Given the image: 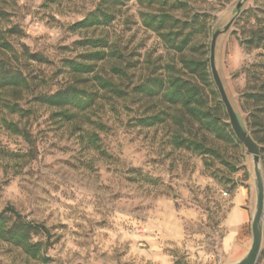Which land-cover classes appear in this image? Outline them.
I'll return each mask as SVG.
<instances>
[{
    "label": "rangeland",
    "instance_id": "rangeland-1",
    "mask_svg": "<svg viewBox=\"0 0 264 264\" xmlns=\"http://www.w3.org/2000/svg\"><path fill=\"white\" fill-rule=\"evenodd\" d=\"M240 1L0 0V29L14 28L4 34L9 44L0 42V59L28 81L0 89V149L31 148L4 120L27 128L35 149L34 157L0 152V211L12 206L49 231L32 236L43 243L38 258L0 237L1 264H220L247 253L251 219L233 243L227 234L244 211L253 213V163L228 134L210 63L213 33L232 21L218 37L216 67L243 126L264 137V48L246 43L264 38V0H245L239 10ZM99 6L113 14L110 22L74 27ZM164 11L192 25L183 51L144 23L145 14ZM94 51H104V59L90 60ZM184 57L206 62L209 82L185 69ZM68 60L93 63L94 71L73 72ZM96 75L113 85L102 86ZM173 75L201 87L205 108L229 125L224 136L180 104L141 91L153 77ZM70 84L92 93L90 107L39 100ZM10 104L25 111L14 113ZM151 116L163 120L141 122ZM258 264H264V246Z\"/></svg>",
    "mask_w": 264,
    "mask_h": 264
},
{
    "label": "trees",
    "instance_id": "trees-1",
    "mask_svg": "<svg viewBox=\"0 0 264 264\" xmlns=\"http://www.w3.org/2000/svg\"><path fill=\"white\" fill-rule=\"evenodd\" d=\"M154 1V0H149ZM113 19V14L107 8L97 7L95 11L89 13L83 20L74 25L77 27H92L98 24L108 23ZM144 23L148 28L158 32L172 46H175L178 51H183L190 41L194 31H187L191 28L188 21H180L174 18L166 11L160 14H145ZM6 32H14V28L8 31L0 29V42L3 45L9 44L4 39ZM180 38V39H179ZM247 44H254L256 47L264 48V38L248 39ZM9 46V45H7ZM90 60H102L105 57L104 51H94L89 53ZM182 63L185 69L192 74L199 75L203 80L209 82V73L207 71V64L204 61L195 58H183ZM67 65L73 72L76 73H91L94 71L95 65L93 63L80 62L77 60H68ZM102 86L113 85L111 81L96 75ZM28 86V81L25 76L19 71H13L7 68L0 59V89L6 88H20ZM141 91L150 96L162 95L163 98L172 103L180 104L187 113L197 119L202 126L215 132L218 136H224L227 133L225 126L221 125L212 116L210 109L205 108V98L202 89L199 85L191 80L183 77L173 75L165 80L162 77H153L145 84L140 86ZM43 104L65 107L71 106L81 110H85L93 103V95L86 89L80 88L74 84H70L65 88L59 89L54 93L46 94L39 97ZM10 110L14 113H23L25 110L19 105L10 104ZM159 116H151L144 118L141 122L145 125H154L158 121H162ZM5 127L11 132L21 135L31 148L28 152L19 153L8 151L7 149H0L3 155L13 157L35 156L34 140L30 131L27 128H21L19 124L4 120ZM233 130V129H232ZM230 130L229 136L234 137V132ZM253 135L258 143L263 144L262 157L264 161V137L257 132ZM91 141L96 144L95 139L91 137ZM177 145L194 150H200L206 153L214 152L213 149L207 148L202 142L194 141L191 139H176ZM40 232L48 233L47 227L41 224L30 222L24 218L14 207L7 206L0 211V237L6 239L13 244L20 246L23 250L31 255L33 258H38L41 255L43 248L42 242H34L32 236ZM1 264V263H0Z\"/></svg>",
    "mask_w": 264,
    "mask_h": 264
},
{
    "label": "water",
    "instance_id": "water-1",
    "mask_svg": "<svg viewBox=\"0 0 264 264\" xmlns=\"http://www.w3.org/2000/svg\"><path fill=\"white\" fill-rule=\"evenodd\" d=\"M244 1L245 0H242L237 4V8L239 10L241 9ZM231 24L232 21H230L224 29L216 30L213 33L210 47V63L213 79L216 83L221 96V100L229 116V123L233 129L234 134L243 143V145L247 149L248 155L252 158V179L253 187L255 190V206L251 215L252 242L247 253L240 259L233 262L224 263L221 260L220 264H258L264 246V164L262 149L261 145L255 140L253 135L241 123L240 118L225 90L223 81L219 75L215 63V53L218 37L221 34L225 33L230 28Z\"/></svg>",
    "mask_w": 264,
    "mask_h": 264
},
{
    "label": "crops",
    "instance_id": "crops-1",
    "mask_svg": "<svg viewBox=\"0 0 264 264\" xmlns=\"http://www.w3.org/2000/svg\"><path fill=\"white\" fill-rule=\"evenodd\" d=\"M246 197H247V200H248V192L247 191H246ZM233 213L234 212L231 209L228 220L231 218ZM251 215L252 214H250V212L244 211L243 212V216H242V222H240L238 225H231L230 224L229 232L227 234V238H231V240H230L231 243H233V241H235V239L238 237V235L244 230L246 225L250 222ZM232 231H234L235 233L233 234ZM230 242L226 239V243L227 244L230 243Z\"/></svg>",
    "mask_w": 264,
    "mask_h": 264
},
{
    "label": "built area",
    "instance_id": "built-area-1",
    "mask_svg": "<svg viewBox=\"0 0 264 264\" xmlns=\"http://www.w3.org/2000/svg\"><path fill=\"white\" fill-rule=\"evenodd\" d=\"M225 195H228V192H224Z\"/></svg>",
    "mask_w": 264,
    "mask_h": 264
}]
</instances>
